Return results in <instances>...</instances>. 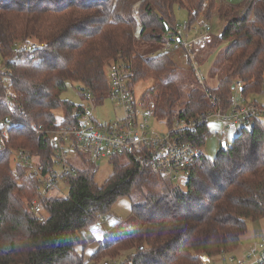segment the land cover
<instances>
[{
    "label": "trees",
    "instance_id": "obj_1",
    "mask_svg": "<svg viewBox=\"0 0 264 264\" xmlns=\"http://www.w3.org/2000/svg\"><path fill=\"white\" fill-rule=\"evenodd\" d=\"M177 7L188 11V30L201 16L210 19L218 12L224 18L216 40L230 42L224 53L228 70L210 89L222 107L229 108L236 82L243 84L242 95L264 96V0L241 6L218 0H0V129L5 117L12 122L10 140L0 145V264H100L125 252L130 254L123 264H202L203 256L235 252L248 222L264 218L262 118L248 120L214 160L202 154L185 188L160 184L157 174L129 158H116L102 186L89 170L64 176L69 196L44 202V222L30 209L40 196L38 181L16 164L15 156L29 151L44 175L52 171L49 140L35 129H61L78 121L74 113L83 106L61 98L67 82L81 84L93 104L101 105L110 90L107 67L123 62L133 72V84L156 81L143 98L154 105L157 119L172 125L211 108L198 87L182 102L180 88L187 87V78L173 50L159 52L168 34L180 37ZM32 38L40 49L16 52ZM176 72L179 79L173 81ZM7 87L20 107L12 116L3 99ZM177 104L181 109L174 118ZM60 109L65 119L58 123ZM207 135L205 125L184 138L203 148ZM126 197L132 215L116 224L121 233L106 239L86 261L83 231Z\"/></svg>",
    "mask_w": 264,
    "mask_h": 264
},
{
    "label": "built area",
    "instance_id": "obj_2",
    "mask_svg": "<svg viewBox=\"0 0 264 264\" xmlns=\"http://www.w3.org/2000/svg\"><path fill=\"white\" fill-rule=\"evenodd\" d=\"M182 29L178 31L180 37L176 34L166 36L170 44L164 47L161 53L182 49L198 81L204 83L205 79L197 63L196 54L210 41L211 27L205 25L203 31L190 41L183 38ZM40 48L41 44L28 39L16 47V52L21 50L31 52ZM2 72L5 73L6 70L3 69ZM106 73L110 88L107 98L115 101L122 112L114 122L100 124L94 118L92 110L83 107L81 113H74V116L79 118L75 124L53 130L45 129L43 126L36 128V133L43 134L53 150V168L45 175L32 153L24 150L16 153V164L25 167L28 176L36 177L38 181L40 196L31 202L30 209L42 222L48 216L43 204L63 183L64 176L76 175L86 170L95 176L102 161L129 158L141 169L159 174L163 178L167 177L173 182L180 180L177 185L186 187L191 168L200 160L203 153L202 148L185 140V134L194 133L201 126H208L211 119L221 120L227 125V129L241 131L248 120L264 117V103H248L247 96L240 97L243 84L236 82L228 109L222 107L220 99L209 88L204 87V94L211 107L209 110L191 120H178L172 125L167 122L162 124L157 119L154 105L143 97L136 98L134 75L125 63H112L107 67ZM87 97L92 100L91 96ZM3 99L12 116L20 107L16 104V93L11 87L5 89ZM152 122L161 127L166 125L167 128L157 132L152 127ZM11 123L9 115L1 124L2 146L10 140ZM220 257L217 264H264V238L239 262L231 254ZM211 263L213 261L210 257H202V264Z\"/></svg>",
    "mask_w": 264,
    "mask_h": 264
},
{
    "label": "rangeland",
    "instance_id": "obj_3",
    "mask_svg": "<svg viewBox=\"0 0 264 264\" xmlns=\"http://www.w3.org/2000/svg\"><path fill=\"white\" fill-rule=\"evenodd\" d=\"M247 0H218L220 5H233L241 6ZM176 23L178 24L179 29L183 28L182 36L186 40L194 39L198 33L203 31L205 25L211 27V39L213 42H207L208 44L205 48L201 49L196 54L197 63L201 69V72L204 76V83H200L195 76L193 69L189 63V60L182 49H176L171 51V56L175 58L178 63L177 68L180 69L187 78V87L180 88L182 95V102L187 100L188 94L192 88L198 87L202 89L207 87L209 89L215 88L220 83V79L225 73H227L228 66L224 60V53L230 44L228 40H216L221 36L224 27L226 25L224 18L215 12L210 19L200 17L197 23L188 30L187 24L189 22V15L186 8L175 9ZM139 30V28H138ZM138 36V35H137ZM39 44V41L36 39H30ZM169 40L164 38L159 46V52H162L164 47L169 45ZM179 72H176L172 75L171 80L176 81L179 79ZM155 80H149L145 82H140L135 86V96L136 98H142L147 91H149L155 84ZM264 93V92H263ZM240 97H243L240 92ZM61 98L64 101H69L76 106H83L86 109H90L93 112L94 118L100 124L114 122L118 116L121 115V108L117 106L115 101L107 98L105 102L101 105H94L92 100L87 97L84 87L81 84L67 82V89L61 94ZM248 103L258 102L259 104L264 103V96H257L255 94H250L247 96ZM174 118L177 116L181 106L177 104L175 106ZM55 117L58 123H61L65 119V114L62 109L55 112ZM159 123L165 124L164 119H160ZM261 122L264 124V117L261 119ZM152 127L157 132H162L167 128L166 125L163 127L157 125L155 122H152ZM227 125L224 124L221 120L211 119L208 123L209 135H207L206 143L202 148V153L211 160H214L220 149L223 147V144L231 146L234 139L239 135L240 130L227 129ZM122 160H127L123 158ZM124 162V161H122ZM114 172V165L109 161H102L100 165L99 172L95 175V181L98 185L102 186L106 181L111 177ZM157 181L161 184H179L180 180L175 182L171 181L169 178H163L161 175L157 174ZM160 177V178H159ZM185 188V187H183ZM52 197L66 198L69 196V186H66L64 183H61L59 187L51 193ZM37 200V199H36ZM132 215V201L129 198H122L112 207L111 214L102 220L100 223H96L86 230L83 231L84 239L87 242L86 250L84 251L85 260L88 261L92 255L97 251L101 245H103L106 239H109L110 236H115L120 234L121 230L117 229L116 224L118 222H123L127 220ZM264 238V218L258 221H249L247 232L241 239L239 248L231 253V256L236 258V261H241L247 254L252 251L257 244L261 242ZM80 252H83L80 249ZM129 252H125L115 261H102L100 264H123ZM226 254L216 255L212 259L213 263L217 264L220 256ZM216 260V261H215Z\"/></svg>",
    "mask_w": 264,
    "mask_h": 264
},
{
    "label": "water",
    "instance_id": "obj_4",
    "mask_svg": "<svg viewBox=\"0 0 264 264\" xmlns=\"http://www.w3.org/2000/svg\"><path fill=\"white\" fill-rule=\"evenodd\" d=\"M234 89V88H233ZM223 146H226V144H223Z\"/></svg>",
    "mask_w": 264,
    "mask_h": 264
},
{
    "label": "clouds",
    "instance_id": "obj_5",
    "mask_svg": "<svg viewBox=\"0 0 264 264\" xmlns=\"http://www.w3.org/2000/svg\"><path fill=\"white\" fill-rule=\"evenodd\" d=\"M166 38V37H165Z\"/></svg>",
    "mask_w": 264,
    "mask_h": 264
}]
</instances>
